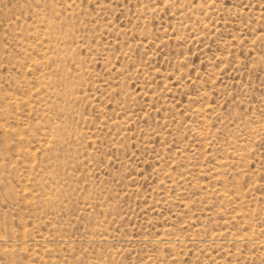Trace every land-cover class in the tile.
Listing matches in <instances>:
<instances>
[{"label":"rangeland","instance_id":"374dc122","mask_svg":"<svg viewBox=\"0 0 264 264\" xmlns=\"http://www.w3.org/2000/svg\"><path fill=\"white\" fill-rule=\"evenodd\" d=\"M0 264H264V0H0Z\"/></svg>","mask_w":264,"mask_h":264},{"label":"bare ground","instance_id":"6f19581e","mask_svg":"<svg viewBox=\"0 0 264 264\" xmlns=\"http://www.w3.org/2000/svg\"><path fill=\"white\" fill-rule=\"evenodd\" d=\"M47 139H48V138H47ZM51 142H52V141H51ZM35 195H36V194H35ZM37 196H38V195H37ZM41 196H42V195H41ZM34 198H35V197H34ZM37 201H38V199H37ZM37 201H36V202H37ZM36 202H35V203H36ZM236 238H237V237H236ZM236 240H237V239H236ZM238 240H239V239H238Z\"/></svg>","mask_w":264,"mask_h":264}]
</instances>
